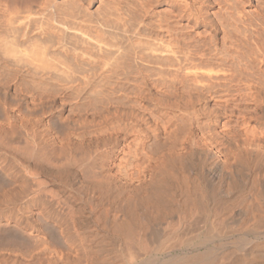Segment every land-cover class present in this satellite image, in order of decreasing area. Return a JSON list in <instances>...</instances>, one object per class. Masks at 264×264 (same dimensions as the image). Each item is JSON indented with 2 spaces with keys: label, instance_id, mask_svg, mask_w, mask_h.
<instances>
[{
  "label": "bare ground",
  "instance_id": "obj_1",
  "mask_svg": "<svg viewBox=\"0 0 264 264\" xmlns=\"http://www.w3.org/2000/svg\"><path fill=\"white\" fill-rule=\"evenodd\" d=\"M202 2L173 0L195 25ZM27 5L0 0V264H264L263 45L188 52L153 82L112 58L74 105L89 49L117 51Z\"/></svg>",
  "mask_w": 264,
  "mask_h": 264
},
{
  "label": "rangeland",
  "instance_id": "obj_2",
  "mask_svg": "<svg viewBox=\"0 0 264 264\" xmlns=\"http://www.w3.org/2000/svg\"><path fill=\"white\" fill-rule=\"evenodd\" d=\"M8 1H10L11 5H14L13 7H16L17 4H19L20 7H24V5L26 7V5L29 4L27 5V7H30L32 11L35 12L34 14L37 15L36 16L33 14L31 16L34 18L40 17L39 20L44 22V26H50H45V29H47V31L49 29L55 30H50L48 31L49 33H64V31L62 30V26L64 27V24L66 23L68 27L72 25L70 28H74L75 30L79 28L81 30L83 29L82 31H85V34H87V32H91L88 35L98 37V39H100V37L103 39L104 37V41L101 39L104 43L110 42V45L111 43L112 45H114V49L117 52L112 53L110 51H105V54L103 53V56H106L107 58H104L102 55H97L98 53L95 48L89 49L90 53L91 50H93L92 54L94 56H100V65H95V68L91 70L95 73L93 72L92 75L91 71L89 72V75L91 74V76L94 78L92 79L94 82H92V80L90 79L92 77L89 76V84L88 82L81 83L75 81L73 83H69V85L71 86L70 88L73 89L69 90L72 94L71 99L75 97L73 99V102H80V104H88L90 101L97 97V92L98 94L100 93L98 95L100 96L102 92L105 91L106 85L104 81L106 83H108L109 81L110 83V81L113 80L111 76L113 75V72L116 71V69L114 68H117V63H121L119 61H121L124 56L126 57V55L133 57V59L129 58V60L127 61L131 63L134 62L132 63L133 76H135L134 78L140 77L142 73L141 71L145 73L146 70L150 69L146 72V75L149 74V81L151 80V82H153L156 81V79H158L159 77V68H164L165 70L166 64L168 67H166V70L170 69L169 67L173 69L174 65L175 68H177L176 66H179L181 61L182 65L180 66H183V63L187 62L185 61L186 58L184 59V57L186 56V54H188V52L190 57H188L187 59L195 58L196 60H200L199 57L201 56V53H204V51H206L203 56V58H205L206 60L209 58V56L213 55L214 52L215 55H221L222 53L226 52L228 54L230 52L231 55L224 54L222 56L227 58V56L230 55L231 57L229 56V58H232L234 57L233 54L236 55L239 51V54L247 52V49L249 50L251 47L255 46V43L256 45H263L262 47L264 48V0H226L227 3L224 2V0H203L204 3L202 2L201 5L204 8L207 20L200 25H195L193 21L189 22L186 18H181V16L178 15L179 7L178 5H174L173 0ZM49 1L52 2L50 3ZM36 8H38V13H36ZM22 12L24 15H29L27 11L25 12V9ZM61 21L64 24H61L62 26H59ZM209 22H212L215 26L211 27L209 25ZM227 26L229 27L226 28ZM227 29L228 31H226ZM81 30L77 31L82 32ZM115 38L117 39V41ZM252 42L254 45L252 44ZM118 45L121 47V49H119L120 47H118ZM121 50H124L125 53ZM233 50H238V52H232ZM209 51L210 55H208ZM108 53L109 56H107ZM121 56L123 57L119 59L117 58ZM112 58L113 61H115L116 58L117 60H119L118 62L117 60L115 62H111L113 65H115V67L112 64H110L111 66L109 64H106V62L108 61V63H110V61H112ZM104 59H106V61ZM125 59L122 60L121 65L124 64V62L126 61ZM171 60H174L172 63H175L176 61V64L173 65L171 63ZM231 60L232 59H230L229 61ZM102 64L106 65L103 67ZM161 64H165V66L162 65L161 67ZM170 64L173 65V67L170 66ZM108 65L112 69V72L110 71L111 69L105 68ZM112 66L114 68H112ZM156 69H158V73ZM154 71H156V74H153ZM109 78L112 80H110ZM151 78H153L154 80ZM97 86L99 89L97 88ZM102 88L104 89L103 91ZM75 102L73 103L74 105Z\"/></svg>",
  "mask_w": 264,
  "mask_h": 264
}]
</instances>
